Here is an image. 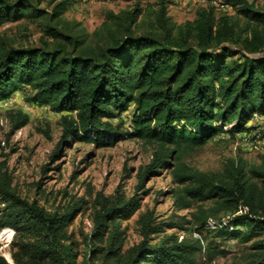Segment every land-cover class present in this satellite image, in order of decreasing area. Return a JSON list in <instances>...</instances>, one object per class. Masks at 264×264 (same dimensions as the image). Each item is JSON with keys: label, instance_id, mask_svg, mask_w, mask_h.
Segmentation results:
<instances>
[{"label": "trees", "instance_id": "1", "mask_svg": "<svg viewBox=\"0 0 264 264\" xmlns=\"http://www.w3.org/2000/svg\"><path fill=\"white\" fill-rule=\"evenodd\" d=\"M227 1L244 19L241 30L231 16L217 14L210 5L200 6L192 20L175 24L167 14V2L160 0L156 10H142L137 2L130 10L110 14V23L93 33L94 43L83 45V40L65 36L52 48L0 47V101L28 87L29 102L66 112L61 118V142L75 136L102 146L125 136L155 143L150 161L138 172L137 190L153 173L173 164L175 181L185 185L184 197L248 208L231 220L233 229L218 230L247 240L264 231V155L250 170L260 186L246 184L242 166L231 164L228 175L215 178L172 163L182 147L203 145L218 133L249 131L256 127L250 124L255 114L264 116V0L260 7L247 0ZM63 8L56 5L50 17ZM45 14L30 0H0V24ZM142 15L153 20L139 32ZM132 104L130 132L121 133L110 119ZM26 123L27 115L16 113L12 133ZM228 125L231 129L224 130ZM11 184V174L0 168V228L27 234L14 245L13 264H76L79 254L68 225L80 206L48 211L22 198ZM141 199L139 192L130 197L119 191L99 196L87 239L102 242L108 232L104 257L117 258L120 264H194L192 256L199 246L172 237L150 243L148 235L161 230L152 228L146 218L143 240L121 253L117 219L136 211ZM102 250L94 246L90 254ZM0 264L8 263L0 256ZM254 264H264V252Z\"/></svg>", "mask_w": 264, "mask_h": 264}, {"label": "rangeland", "instance_id": "2", "mask_svg": "<svg viewBox=\"0 0 264 264\" xmlns=\"http://www.w3.org/2000/svg\"><path fill=\"white\" fill-rule=\"evenodd\" d=\"M14 1V0H12ZM47 14L40 18L21 17L6 20L0 24V47L10 48H52L64 42L65 36L83 40V45L94 43L95 31L110 23V14L130 10L137 2L142 10H156L160 0H30ZM168 4L167 14L175 24L192 20L196 10L203 6V0H164ZM256 7L262 0H247ZM64 8L53 14L56 5ZM237 7L226 13L241 30L244 19L236 14ZM153 17H139L137 29L144 32ZM151 24V23H150ZM58 35H54V34ZM71 49V48H70ZM29 88L15 91L9 99L0 101V162L11 174L12 187L28 201H36L48 211L63 209L78 204L80 209L72 216L68 225L73 248L78 251L76 264H120L117 258H105L108 232L103 241H89L95 209L99 196H113L116 191L130 197L135 192L141 195L140 207L131 215L119 217L121 253L143 240L142 222L149 219L152 228L160 232L149 234L150 243H157L168 237L185 240L200 247L193 253L194 264H254L264 242V231L249 239L230 237L219 233V229L230 227L231 220L247 213L248 208H226L216 205L212 199L194 200L183 196L182 183L175 181L173 164L159 169L137 190L138 172L151 159L157 148L136 137H122L113 144L98 146L94 142L70 136L61 142V118L66 112H53L49 107L29 102L26 98ZM132 104L123 114L110 119L121 133L130 132ZM27 115V123L12 133L15 114ZM250 124L256 126L247 135H259V142L246 150L238 143L237 133H218L203 145L179 149L180 157L172 163L181 162L187 170L204 172L215 178L229 174L231 164L242 166L246 184H257L250 170L261 163L264 155V116L253 117ZM231 125L224 130H230ZM173 148V145H169ZM177 153V152H176ZM175 155V154H174ZM177 155V154H176ZM171 156L170 159H174ZM182 198V199H181ZM186 203L185 207L181 204ZM3 206L0 200V208ZM113 219V218H111ZM114 229V227H112ZM245 230V227H241ZM26 233H16L10 227L0 228V256L13 264L12 253L15 244L21 242ZM94 246H101L102 252L90 254Z\"/></svg>", "mask_w": 264, "mask_h": 264}, {"label": "built area", "instance_id": "3", "mask_svg": "<svg viewBox=\"0 0 264 264\" xmlns=\"http://www.w3.org/2000/svg\"><path fill=\"white\" fill-rule=\"evenodd\" d=\"M199 1V0H196ZM210 5L215 10H221L224 12H229L231 9L233 10V6L231 3H229L227 0H203V6ZM259 115H256L254 117H258ZM260 117V116H259ZM237 139L240 140V143H238L242 148L249 150L251 149L255 143L259 142V135H247L245 132L237 133Z\"/></svg>", "mask_w": 264, "mask_h": 264}, {"label": "water", "instance_id": "4", "mask_svg": "<svg viewBox=\"0 0 264 264\" xmlns=\"http://www.w3.org/2000/svg\"><path fill=\"white\" fill-rule=\"evenodd\" d=\"M12 264V263H11Z\"/></svg>", "mask_w": 264, "mask_h": 264}]
</instances>
